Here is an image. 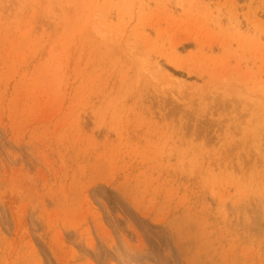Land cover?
I'll return each instance as SVG.
<instances>
[{"label":"rangeland","instance_id":"374dc122","mask_svg":"<svg viewBox=\"0 0 264 264\" xmlns=\"http://www.w3.org/2000/svg\"><path fill=\"white\" fill-rule=\"evenodd\" d=\"M0 264H264V0H0Z\"/></svg>","mask_w":264,"mask_h":264}]
</instances>
